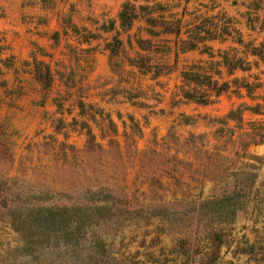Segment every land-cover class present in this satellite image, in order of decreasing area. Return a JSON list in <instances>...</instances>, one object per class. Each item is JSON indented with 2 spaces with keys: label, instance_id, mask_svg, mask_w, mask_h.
I'll list each match as a JSON object with an SVG mask.
<instances>
[{
  "label": "crops",
  "instance_id": "obj_1",
  "mask_svg": "<svg viewBox=\"0 0 264 264\" xmlns=\"http://www.w3.org/2000/svg\"><path fill=\"white\" fill-rule=\"evenodd\" d=\"M125 3L134 5L136 16L130 25L122 26L120 13ZM115 40L119 48L113 55L110 46ZM189 44L195 48H186ZM244 44L264 45V0H0V123L10 133L20 129L11 138L18 143L35 132L42 114L56 111L59 96L80 99L78 89L85 82L87 102L105 107L112 119L125 114L134 119L137 130H142V136L133 133L141 149L154 136L165 138L172 128L182 137L189 133L212 137L215 129L202 121L207 106L222 102L232 110L243 103L263 104L264 62ZM225 57L229 64L242 61L248 69L230 71ZM142 58L151 71L135 63ZM37 67L50 70L53 79L48 89L38 81ZM157 67L165 69L154 76ZM184 72L218 85L227 83L230 89L216 96L209 93L206 83H188ZM243 81L253 86L252 93L241 86ZM119 83L126 90L120 91ZM114 85L117 91H110ZM146 85L152 92L159 90L160 104L169 103L172 110L169 117L163 116L172 119L167 132L153 133L151 140L149 126L144 127L141 119L147 115L152 128L158 123L152 117L157 112L150 113L154 107L148 106L147 94L131 93ZM194 87L211 95L214 103L186 101L182 91ZM184 116L195 123H182ZM243 119V129L233 135L236 143H228L225 154L241 151L240 138L249 142L246 156L230 171L255 175L250 199L257 196L264 203V144L252 142L256 128L252 124L264 125V115L245 111ZM123 125L129 134L135 130L126 122ZM224 138L221 135L217 140Z\"/></svg>",
  "mask_w": 264,
  "mask_h": 264
},
{
  "label": "trees",
  "instance_id": "obj_2",
  "mask_svg": "<svg viewBox=\"0 0 264 264\" xmlns=\"http://www.w3.org/2000/svg\"><path fill=\"white\" fill-rule=\"evenodd\" d=\"M134 10L133 4H124L120 13L122 26L131 24L136 16ZM195 39L201 40L198 36H195ZM238 41L243 44L241 39ZM244 45L264 62V45ZM116 48L117 45L112 49L113 55L116 54ZM186 48L193 49L195 45L189 44ZM224 59L230 71L236 67L248 69L242 61L229 64L228 58ZM135 63L144 71H151V68L144 64L143 58ZM164 69L155 68L154 76H158ZM36 77L45 88L50 86L51 73L48 68L42 70L37 67ZM183 77L188 83H206L209 93L216 96L230 89L227 83L218 85L217 82L199 74L184 72ZM241 86L248 94L252 93L253 86L249 83L243 81ZM182 95L186 101L200 105L214 103L211 95L195 87L184 89ZM262 99L263 104L251 106L243 103L223 116H205L207 123L215 129L212 137L209 133H189L188 136L182 137L172 128L165 138L158 139L154 136L150 142L151 146L141 149L133 133L135 136H142V130L135 128L132 134L124 131L122 136L125 138V144L122 146L118 140L121 134L110 119L109 124L114 134L108 142L110 150L106 151L97 141V135L92 129L87 130L85 154L116 153L122 169L129 162L128 155L131 154L135 161L134 166L139 170L154 167L151 180L157 179V171L161 170L167 178L174 181L173 184L180 186L178 190L181 194L176 193L172 201L161 197L154 203H145L126 194L121 185L107 184L95 190H88L82 200L75 203L69 204L60 200L47 202L45 199L31 203L28 199L14 196L9 186L7 187L8 180L2 179L0 221L8 217V222L20 241L13 251L11 263L23 264L19 260L25 257L29 259L30 264H143L138 259V252L132 254L128 248L126 252H122L123 246L117 248L108 235H116L122 230V226L150 225L156 220L157 229L178 233L173 251L175 264H216L224 244L225 226L236 221L237 212L250 199L256 179L255 175L243 171H230L231 166L246 156L245 150L249 142L240 138L238 145L241 151L232 150L229 155L225 154V149L228 143H236L233 135L237 129H243L245 111L264 115V94ZM130 119L134 127H138L134 119ZM182 123L192 124L195 119L184 116ZM252 125L256 126L252 142L264 144V125ZM221 135L225 136L223 142L217 140ZM1 136L0 132V148L3 153L9 155L10 149ZM212 140H216V143H212ZM128 142H133L132 150ZM255 159L261 160L258 157ZM195 175L201 178L196 179ZM209 175L213 177L210 181L215 187L205 196V178ZM186 178L190 182L197 180L199 188L191 187ZM157 181L160 189L164 190L163 182L158 179ZM194 190L199 191L196 193ZM200 232L203 233L202 236H198Z\"/></svg>",
  "mask_w": 264,
  "mask_h": 264
},
{
  "label": "rangeland",
  "instance_id": "obj_3",
  "mask_svg": "<svg viewBox=\"0 0 264 264\" xmlns=\"http://www.w3.org/2000/svg\"><path fill=\"white\" fill-rule=\"evenodd\" d=\"M115 45H117L116 54H118L117 40L111 44L110 49L112 51ZM52 79L51 77V81ZM84 85L85 82L78 89L80 99L77 97V101L70 99L68 94L65 98L59 96L55 104L56 111L53 113L46 111L44 115L42 114L35 132L18 143L11 138L13 135L20 134V129H15L16 134H13L14 132L10 133L5 124L0 123L1 137L10 149L8 155L0 148V181L6 178L10 192L23 200L28 199L31 203L38 202L40 199H45L47 202L60 200L69 204L75 203L77 200H82L88 190H95L107 184L121 185L126 194L135 196L145 203H154L161 197H164L166 201L174 200L176 193L181 194L178 190L180 186L173 184L174 181L171 178H167L165 173L158 170L156 178L163 182L165 188L161 190L157 179L151 180L154 167H149V170L146 168L139 170L134 166L135 161L131 154L128 155L129 162L124 169L120 167L116 153L85 154L89 128L97 135V141L106 151L110 150L108 142L114 133L109 124L112 118L105 111L106 108L96 106L84 99L87 91ZM116 85L109 90L117 91ZM119 86H121L120 91L126 90L121 83ZM42 87L48 89L50 86L45 88L42 85ZM131 93L141 94V96L147 94L151 101L148 106L154 107L150 113L157 112L154 116L149 114V117H157L158 120L152 128L150 127L153 122L147 115L141 119L144 127L149 126L148 138L151 140L153 133L165 134L172 119H164L163 116L169 117L172 110L169 103L160 104L161 92L159 90L152 92L146 85V89L140 91L136 88L135 92ZM109 94L112 93L109 92ZM82 99L84 101H81ZM207 107L208 109L202 113L203 123H207L204 118L206 114L221 116L230 110V106L222 102ZM163 109L166 114H160ZM112 120L121 134L118 140L123 146L125 144V138L122 136L123 123L126 122L130 127L134 125L127 114ZM144 142L142 141V145L146 143ZM127 144L132 150L133 142ZM150 144L149 142V146ZM212 176H214L213 173ZM195 178L201 177L195 175ZM205 179L207 182L204 194L207 196L213 191L215 185L210 181V175ZM186 180L191 187L199 188L197 180L194 182H190L188 178ZM198 191L194 190L196 193ZM177 196L181 197V195ZM260 199L257 196H251V199L237 212L236 221L225 226L224 244L216 264H264V203ZM8 220L6 217L4 221H0V264H12L13 251L20 244L19 236L12 230ZM157 228L156 220L150 225L122 226V230L116 235H108V238L113 240L117 248L123 246L122 252H126L127 248L132 254L138 252V259L143 264H175L173 251L178 233ZM202 234L200 232L198 236ZM19 261L30 264L29 259L25 257Z\"/></svg>",
  "mask_w": 264,
  "mask_h": 264
}]
</instances>
